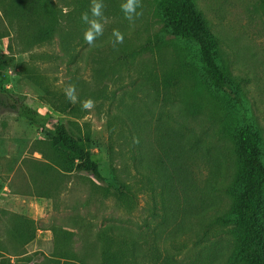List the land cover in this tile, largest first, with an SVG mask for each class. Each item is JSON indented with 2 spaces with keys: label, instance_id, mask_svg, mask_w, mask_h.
<instances>
[{
  "label": "rangeland",
  "instance_id": "374dc122",
  "mask_svg": "<svg viewBox=\"0 0 264 264\" xmlns=\"http://www.w3.org/2000/svg\"><path fill=\"white\" fill-rule=\"evenodd\" d=\"M6 1L0 0V71L6 90L39 98L49 128L53 119H62L74 129L90 131L93 157L106 176L112 168L111 144L114 165L133 168L124 140L110 138L113 114L136 110L147 115L158 138V129L185 123L184 131L192 133L203 151L189 162L190 183L178 191L186 210L164 226L160 259L163 264H241L233 257L235 230L217 217H229L232 210L237 129L253 123L264 140V0H195L221 39L220 62L234 85L227 93L207 87L194 45L164 34L156 0H142L143 15L134 25L121 12L122 0H103L108 22L92 46L83 38L87 25L72 22V0H52L63 12L58 17L63 28L40 43L32 38L33 25L10 18ZM113 29L125 37L116 48ZM69 31L75 35L71 53L62 42ZM69 84L76 86L79 100L93 99L95 108L85 111L70 103L63 91ZM49 128L0 104V215L28 216L38 228L32 242L15 249L8 220L2 221L9 250L1 252L0 264L9 259L11 264H58L51 257L55 248L76 252L75 264L98 263L97 234L107 224L143 230L154 222L146 192L137 194L135 206L127 210L103 193L104 181L89 173L62 172L49 162L40 151L52 135ZM223 153L222 165L216 166Z\"/></svg>",
  "mask_w": 264,
  "mask_h": 264
},
{
  "label": "trees",
  "instance_id": "16d2710c",
  "mask_svg": "<svg viewBox=\"0 0 264 264\" xmlns=\"http://www.w3.org/2000/svg\"><path fill=\"white\" fill-rule=\"evenodd\" d=\"M10 18L25 25H33L35 42L51 40L63 25L52 0H9ZM75 13L72 22L84 24L81 14L90 8V0H72ZM156 11L164 25L163 32L172 38L194 45L205 83L211 92L227 93L234 85L220 62L221 39L213 32L204 12L195 0H156ZM74 32L62 36L64 50L71 53ZM158 38L157 40H161ZM155 43V41H153ZM149 48V46L147 47ZM201 72V73H202ZM0 71V104L21 114L28 122L41 128H49L41 114L42 102L28 95H14L4 87ZM7 94L6 99L3 93ZM63 110V109H58ZM126 112V111H125ZM127 113V112H126ZM147 115L136 112L113 114L109 119L110 138L123 139L127 146L126 158L131 162L119 170L113 163L115 147L109 146L111 171L106 176L91 150V133L74 129L62 119H53L52 130L41 153L65 173H89L106 184L103 193L114 197L127 210L135 206L137 194H149L153 223L143 230L130 226L107 224L97 234L101 242L100 261L90 264H163L160 256L164 226L174 220L186 208L181 205L179 190L190 183V161L201 155L202 145L194 140L191 132L181 122L178 127L166 126L154 136L153 125ZM215 159L216 166L222 165ZM234 186L233 205L229 217H217L223 225H232L236 233L234 259L241 264H264V140L260 128L253 123L239 126L233 138ZM121 171V172H120ZM189 202L187 199H183ZM8 220L7 234L15 249L24 247L36 238L34 219L17 213L0 215V225ZM8 246L0 230V254ZM51 257L58 264H75L76 252L55 248ZM5 262V261H4ZM11 264L10 259L7 263Z\"/></svg>",
  "mask_w": 264,
  "mask_h": 264
},
{
  "label": "clouds",
  "instance_id": "9594fccd",
  "mask_svg": "<svg viewBox=\"0 0 264 264\" xmlns=\"http://www.w3.org/2000/svg\"><path fill=\"white\" fill-rule=\"evenodd\" d=\"M104 8L103 0H90L89 10L81 14V21L87 25L83 38L90 46L95 45L97 39L104 35L105 24L108 22L104 14ZM142 8V0H122L120 4L121 12L130 25H134L136 19L143 15ZM138 9H141V11H138ZM112 37L114 38L112 41L113 48L123 44L125 37L119 29L112 30ZM63 91L66 99L72 104L79 103L82 110L91 111L95 108L93 99L79 100L75 85L69 84Z\"/></svg>",
  "mask_w": 264,
  "mask_h": 264
}]
</instances>
